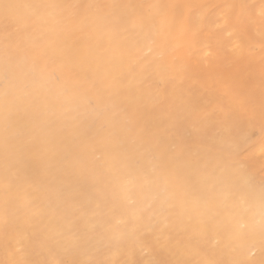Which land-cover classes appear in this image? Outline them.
I'll return each mask as SVG.
<instances>
[{
	"label": "snow or ice",
	"instance_id": "1",
	"mask_svg": "<svg viewBox=\"0 0 264 264\" xmlns=\"http://www.w3.org/2000/svg\"><path fill=\"white\" fill-rule=\"evenodd\" d=\"M0 190V264H264V0H0Z\"/></svg>",
	"mask_w": 264,
	"mask_h": 264
},
{
	"label": "bare ground",
	"instance_id": "2",
	"mask_svg": "<svg viewBox=\"0 0 264 264\" xmlns=\"http://www.w3.org/2000/svg\"><path fill=\"white\" fill-rule=\"evenodd\" d=\"M9 2L13 3H29V2H38V0H9ZM73 2H104V0H73ZM138 2H144V3H151L155 2V0H138ZM208 3L214 4L219 3L220 0H207ZM249 3H258V0H248ZM230 78L229 74H226ZM247 80L244 76V71L241 70L238 77V86L244 87L246 86ZM259 136V130L257 129V137ZM0 197H2V190H0ZM4 258V237L3 233L0 232V259ZM257 261L260 259L259 253L257 252L256 255Z\"/></svg>",
	"mask_w": 264,
	"mask_h": 264
},
{
	"label": "rangeland",
	"instance_id": "3",
	"mask_svg": "<svg viewBox=\"0 0 264 264\" xmlns=\"http://www.w3.org/2000/svg\"><path fill=\"white\" fill-rule=\"evenodd\" d=\"M244 76H245V78H246V80H247V73H246V72H244Z\"/></svg>",
	"mask_w": 264,
	"mask_h": 264
}]
</instances>
